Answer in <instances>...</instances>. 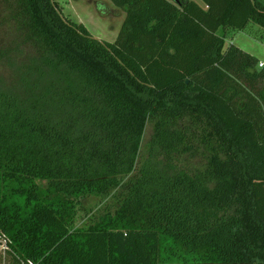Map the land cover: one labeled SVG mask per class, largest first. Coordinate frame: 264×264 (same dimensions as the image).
I'll return each instance as SVG.
<instances>
[{"label": "trees", "instance_id": "obj_1", "mask_svg": "<svg viewBox=\"0 0 264 264\" xmlns=\"http://www.w3.org/2000/svg\"><path fill=\"white\" fill-rule=\"evenodd\" d=\"M58 1H5L1 21L0 234L14 252L264 264V67L224 45L227 29L264 28V2L110 0L125 15L102 41ZM112 192L113 212L73 226L80 197Z\"/></svg>", "mask_w": 264, "mask_h": 264}, {"label": "rangeland", "instance_id": "obj_2", "mask_svg": "<svg viewBox=\"0 0 264 264\" xmlns=\"http://www.w3.org/2000/svg\"><path fill=\"white\" fill-rule=\"evenodd\" d=\"M5 1L10 0H0V47L8 44L13 33L8 23L1 22L6 14ZM193 1L205 7L201 0ZM58 6L64 16L83 23L95 38L102 41H114L125 15L123 9L113 6L110 0H59ZM225 32V46L234 44L264 62V28L249 22L242 30L227 29ZM220 33L221 29L218 31V34ZM0 74L7 78L10 70L0 66ZM151 131L152 124H149L146 127L144 141L149 138ZM192 160L198 161L199 157H194ZM39 183L42 186L46 184L45 181ZM113 195L114 192L80 197L73 226L86 228L105 213L113 212L119 205Z\"/></svg>", "mask_w": 264, "mask_h": 264}, {"label": "built area", "instance_id": "obj_3", "mask_svg": "<svg viewBox=\"0 0 264 264\" xmlns=\"http://www.w3.org/2000/svg\"><path fill=\"white\" fill-rule=\"evenodd\" d=\"M259 67H264V62L259 61ZM0 264H36L30 259L22 258L11 247L10 240L0 234Z\"/></svg>", "mask_w": 264, "mask_h": 264}, {"label": "flooded vegetation", "instance_id": "obj_4", "mask_svg": "<svg viewBox=\"0 0 264 264\" xmlns=\"http://www.w3.org/2000/svg\"><path fill=\"white\" fill-rule=\"evenodd\" d=\"M251 1H262V2H264V0H251Z\"/></svg>", "mask_w": 264, "mask_h": 264}, {"label": "crops", "instance_id": "obj_5", "mask_svg": "<svg viewBox=\"0 0 264 264\" xmlns=\"http://www.w3.org/2000/svg\"><path fill=\"white\" fill-rule=\"evenodd\" d=\"M259 60V59H258ZM260 61V60H259Z\"/></svg>", "mask_w": 264, "mask_h": 264}]
</instances>
